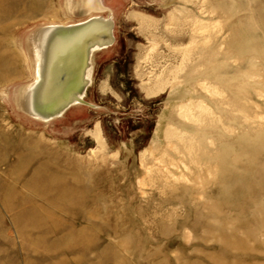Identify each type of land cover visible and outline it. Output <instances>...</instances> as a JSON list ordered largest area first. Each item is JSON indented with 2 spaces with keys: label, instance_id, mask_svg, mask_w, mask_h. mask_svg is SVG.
Returning a JSON list of instances; mask_svg holds the SVG:
<instances>
[{
  "label": "rangeland",
  "instance_id": "obj_1",
  "mask_svg": "<svg viewBox=\"0 0 264 264\" xmlns=\"http://www.w3.org/2000/svg\"><path fill=\"white\" fill-rule=\"evenodd\" d=\"M101 1L0 0V264H264V0ZM92 15L91 106L3 99L37 31Z\"/></svg>",
  "mask_w": 264,
  "mask_h": 264
},
{
  "label": "bare ground",
  "instance_id": "obj_2",
  "mask_svg": "<svg viewBox=\"0 0 264 264\" xmlns=\"http://www.w3.org/2000/svg\"><path fill=\"white\" fill-rule=\"evenodd\" d=\"M86 4L90 10H106L101 0H86ZM149 19L147 18L148 22ZM51 25L63 26L64 28L62 27L55 34H48L47 30L37 31L35 36L30 39L35 59L32 56L30 57L29 54V40L26 42L28 61L32 60L29 67L30 69L33 68L31 72L33 80L27 86H17L12 96L9 93L7 94V88L10 84L3 90L4 100L10 98L16 108H20L24 113L43 122L62 118L77 105H92L87 99V94L93 81L92 73L96 52L113 46L117 39L116 26L111 16L92 15L83 21H62L61 24L53 23ZM176 67L175 69H177ZM171 70H174V68ZM174 81H171V83H174ZM107 85L106 82L104 88ZM96 123L95 121V126ZM93 128L95 127L93 126ZM99 135L101 134L99 133Z\"/></svg>",
  "mask_w": 264,
  "mask_h": 264
},
{
  "label": "water",
  "instance_id": "obj_3",
  "mask_svg": "<svg viewBox=\"0 0 264 264\" xmlns=\"http://www.w3.org/2000/svg\"><path fill=\"white\" fill-rule=\"evenodd\" d=\"M62 27L63 26H52V25H49V26H47V27H45V28H43V29H41V31L42 30H47L46 32L48 33V34H55L56 32H58L59 31V29H62ZM71 27H73V26H71ZM64 28V27H63ZM40 31V30H39Z\"/></svg>",
  "mask_w": 264,
  "mask_h": 264
}]
</instances>
